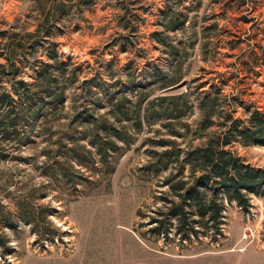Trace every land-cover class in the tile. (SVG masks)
<instances>
[{
	"label": "rangeland",
	"instance_id": "obj_1",
	"mask_svg": "<svg viewBox=\"0 0 264 264\" xmlns=\"http://www.w3.org/2000/svg\"><path fill=\"white\" fill-rule=\"evenodd\" d=\"M43 17L40 0H0V61L14 46L29 84L0 66V264H264L262 192L245 207L222 191L217 224L182 223L168 181L195 178L188 151L229 113L264 111V0H93L30 36ZM176 92L185 114L159 98ZM229 147L264 168V130Z\"/></svg>",
	"mask_w": 264,
	"mask_h": 264
},
{
	"label": "trees",
	"instance_id": "obj_2",
	"mask_svg": "<svg viewBox=\"0 0 264 264\" xmlns=\"http://www.w3.org/2000/svg\"><path fill=\"white\" fill-rule=\"evenodd\" d=\"M92 1L93 0H40V11L44 14V17L37 29L35 31H29L28 34L30 36H40L42 31H45L43 34L44 37L50 35L51 27L54 24L53 20L57 19L60 13L63 11L66 12L73 5L90 3ZM18 33V31H14V35ZM161 34L159 30H154L152 32L154 38L164 42L165 40ZM17 41L20 45L26 42L21 37H19ZM7 45L9 47L10 44L8 43ZM13 49L15 50L16 48L11 46L8 52H6L8 61H0V66L3 67V71L10 72L16 78L20 68L16 62L17 59L15 58V54L12 52ZM50 55L56 58V63L60 62L57 59V53H51ZM8 64H11V66L8 67ZM45 64L48 66L50 65L49 63ZM47 71L45 67L40 69L39 79L37 81L38 84L40 82L48 84L51 81V75L48 74ZM180 79L181 78H177L170 84H174ZM14 83H18L26 88L29 87L28 82L23 78H16ZM15 89V91L20 93L19 87ZM23 94L28 96V90L23 91ZM62 94L63 92L60 91L58 94L56 93L55 96L58 97ZM12 98V93L2 92L0 94V104L4 106L9 105L8 109L12 110V108H10L14 106ZM159 98L170 99L171 104L178 107L176 115L185 114L186 111L193 106L187 92L162 94ZM155 101L156 100L150 99L147 108L150 109L151 106L149 105L153 104ZM200 104L205 111V124L210 125L213 121L212 116H214L215 112L212 110L211 104H209L207 98L202 97L200 99ZM172 113L173 112H169L168 117L174 116ZM228 117V120L225 122V130L212 134L205 144L191 148L188 151L186 162L194 172L195 178L192 180L189 177L182 176L178 178V180H175V182L173 181V179H175L174 177L168 180L172 183L171 186L177 189L181 197L180 201L173 202L169 213L177 216L182 223L187 221L192 214H198L202 218H192L193 222L204 223L202 219L207 217L205 223L212 221V223L217 224L223 209V201L219 196L222 191L228 198L236 200L240 205L245 207L250 204L246 189L256 193L262 192L264 194V168L257 169L251 164L245 163L242 156L229 147L234 139L238 138L242 143H248L255 137L262 136L264 130V111L259 108L254 109L248 117V126L243 124V118L234 117L233 113H229ZM227 121L230 122L228 123ZM195 226L194 224L191 229L194 233H197L198 228ZM157 228H159V226H157Z\"/></svg>",
	"mask_w": 264,
	"mask_h": 264
}]
</instances>
